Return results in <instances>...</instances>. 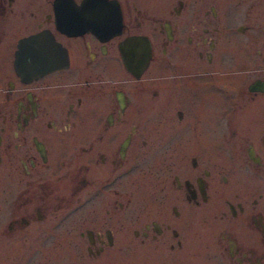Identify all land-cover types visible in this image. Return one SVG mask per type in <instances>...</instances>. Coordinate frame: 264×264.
<instances>
[{
	"label": "flooded vegetation",
	"instance_id": "obj_1",
	"mask_svg": "<svg viewBox=\"0 0 264 264\" xmlns=\"http://www.w3.org/2000/svg\"><path fill=\"white\" fill-rule=\"evenodd\" d=\"M63 233L264 264V0H0V255Z\"/></svg>",
	"mask_w": 264,
	"mask_h": 264
},
{
	"label": "rangeland",
	"instance_id": "obj_2",
	"mask_svg": "<svg viewBox=\"0 0 264 264\" xmlns=\"http://www.w3.org/2000/svg\"><path fill=\"white\" fill-rule=\"evenodd\" d=\"M50 235V230H48ZM65 233V232H64ZM58 235L55 239L54 235L49 236L46 251L39 256H17V262H12L11 255L1 254L0 264H88L86 259L79 260L73 253V242L69 235ZM64 235V236H63ZM8 253V252H7Z\"/></svg>",
	"mask_w": 264,
	"mask_h": 264
},
{
	"label": "water",
	"instance_id": "obj_3",
	"mask_svg": "<svg viewBox=\"0 0 264 264\" xmlns=\"http://www.w3.org/2000/svg\"><path fill=\"white\" fill-rule=\"evenodd\" d=\"M129 66V65H128Z\"/></svg>",
	"mask_w": 264,
	"mask_h": 264
}]
</instances>
